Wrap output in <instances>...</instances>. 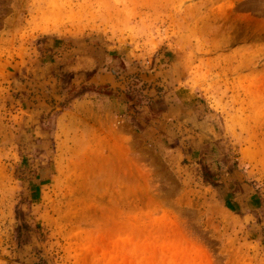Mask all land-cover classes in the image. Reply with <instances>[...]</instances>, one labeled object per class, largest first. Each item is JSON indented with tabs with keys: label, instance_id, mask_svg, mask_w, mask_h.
Returning a JSON list of instances; mask_svg holds the SVG:
<instances>
[{
	"label": "rangeland",
	"instance_id": "1",
	"mask_svg": "<svg viewBox=\"0 0 264 264\" xmlns=\"http://www.w3.org/2000/svg\"><path fill=\"white\" fill-rule=\"evenodd\" d=\"M36 250L264 264V0H0V264Z\"/></svg>",
	"mask_w": 264,
	"mask_h": 264
},
{
	"label": "trees",
	"instance_id": "2",
	"mask_svg": "<svg viewBox=\"0 0 264 264\" xmlns=\"http://www.w3.org/2000/svg\"><path fill=\"white\" fill-rule=\"evenodd\" d=\"M205 179H210V175L206 174ZM27 226V224H25ZM15 241L17 244L26 243V239H24L21 235L20 227L18 226L16 228V234H15ZM33 260L31 264H50V260L46 255H43L42 250H36L34 254H32Z\"/></svg>",
	"mask_w": 264,
	"mask_h": 264
}]
</instances>
